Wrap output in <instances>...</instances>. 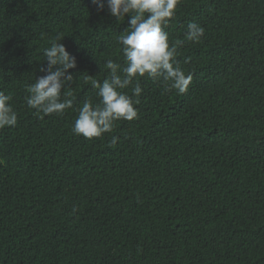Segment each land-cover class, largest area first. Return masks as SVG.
<instances>
[{
	"label": "trees",
	"instance_id": "obj_1",
	"mask_svg": "<svg viewBox=\"0 0 264 264\" xmlns=\"http://www.w3.org/2000/svg\"><path fill=\"white\" fill-rule=\"evenodd\" d=\"M128 19L93 0H0V91L18 116L0 129V264H264V0H181L170 42L205 29L178 49L189 90L142 78L138 118L85 139L78 110L99 102L105 62L123 65ZM58 36L73 106L41 118L27 87Z\"/></svg>",
	"mask_w": 264,
	"mask_h": 264
},
{
	"label": "clouds",
	"instance_id": "obj_2",
	"mask_svg": "<svg viewBox=\"0 0 264 264\" xmlns=\"http://www.w3.org/2000/svg\"><path fill=\"white\" fill-rule=\"evenodd\" d=\"M98 11L105 7L117 21L128 16V27L117 37L121 46L123 65L107 60L104 68L109 76L103 82L92 80L97 90L99 102L85 101L78 110L72 131L85 139L103 138L112 133L115 123L120 120L132 121L138 118V109L133 97L142 94L139 81L148 78L166 82L167 90L184 94L192 83V75L186 74L176 61L178 49L187 42H199L205 29L195 22L188 23V31L183 40L170 42L166 28L176 15L181 0H93ZM58 36L50 47L45 48L48 67L41 68L47 74L36 79L27 87L29 95L27 106L43 116L63 115L73 106V100L65 91L74 75L70 69L77 67L76 57L71 55ZM58 41V42H57ZM131 90V95L126 91ZM17 112L12 97L0 91V129L15 127ZM118 137L112 136L111 145L115 146Z\"/></svg>",
	"mask_w": 264,
	"mask_h": 264
}]
</instances>
